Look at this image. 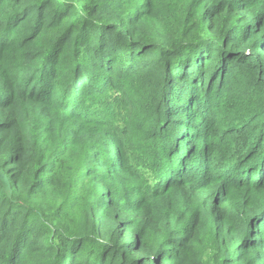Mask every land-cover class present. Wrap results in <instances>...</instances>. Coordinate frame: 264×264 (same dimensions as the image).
Wrapping results in <instances>:
<instances>
[{
	"label": "trees",
	"instance_id": "trees-1",
	"mask_svg": "<svg viewBox=\"0 0 264 264\" xmlns=\"http://www.w3.org/2000/svg\"><path fill=\"white\" fill-rule=\"evenodd\" d=\"M0 264H264V0H0Z\"/></svg>",
	"mask_w": 264,
	"mask_h": 264
},
{
	"label": "rangeland",
	"instance_id": "rangeland-1",
	"mask_svg": "<svg viewBox=\"0 0 264 264\" xmlns=\"http://www.w3.org/2000/svg\"><path fill=\"white\" fill-rule=\"evenodd\" d=\"M192 67L193 65L187 67V70L189 69V71L191 72ZM241 72L242 69H238V68L232 71L231 74L227 76V82L222 87L221 91L219 93L217 91L210 92L209 94L213 95V97L210 99V102L201 103V110L206 109L209 112L208 118L210 119L217 118L219 120L223 118H229L232 121L239 123L241 120L244 119L245 116L249 115V113H243L245 109L240 108L238 105L234 103H238V104L243 103L244 105L248 103L251 98L254 97L258 98L259 91L258 90L253 91V84L251 83L249 78L247 76H244L243 73ZM204 94H208V89L204 90ZM228 101L229 104L225 105V103ZM230 103H232V105H230ZM140 122L141 123L139 125L134 123L132 128L134 129L133 133H129V129L125 130L127 133H129V136L127 135L125 137L123 146L130 148V151L135 153L140 161L144 162L145 160H148L150 154L156 150L155 146L159 142L156 141L154 143L152 142V140L149 141L146 140V138L148 137L147 132H144L146 123L144 122L142 123V119ZM147 130H150V127H147ZM187 131L188 130L185 131V135H187ZM115 150L116 148L111 146V153H112L111 158L115 156L116 154ZM181 169H184V172H189L190 174L189 177H191V172L195 174L196 172L199 171L201 172V170L204 168H201V166L195 165L194 162L189 161L185 165V167L183 166L182 168H179L177 170L178 171L177 174L183 176L184 173L182 174ZM131 182H132L131 177L126 176L124 178V184L129 185L131 187V190L133 191L134 188L132 187Z\"/></svg>",
	"mask_w": 264,
	"mask_h": 264
}]
</instances>
